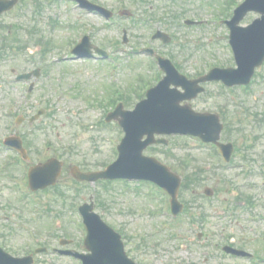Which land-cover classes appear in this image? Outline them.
Wrapping results in <instances>:
<instances>
[{"label": "rangeland", "instance_id": "374dc122", "mask_svg": "<svg viewBox=\"0 0 264 264\" xmlns=\"http://www.w3.org/2000/svg\"><path fill=\"white\" fill-rule=\"evenodd\" d=\"M36 1L44 4L41 16L34 13ZM45 1L22 0L17 8L0 17V23H3L1 25L4 26V28H0V42L2 43L3 38L6 37L7 41H12L15 45L20 43L23 48L22 52L26 53V59L23 57H13L12 59L0 57V72H6L7 75V72L11 73L13 70L21 73L47 67L46 63L50 57L66 52V46L75 41V36L83 24L92 26V33H89H91L93 42L100 47L104 46L103 48L115 57L114 64H121V67L117 68L116 75L109 79L108 69L104 66L94 63L83 64L80 61L65 59L66 64L63 65L60 62L48 68L51 72L50 78L39 81V97L54 93L51 90L52 87L58 90L63 88L65 91L62 110L50 108L38 123L39 128L49 125L53 131L52 136L64 149L59 157L65 163V172L58 188L65 193V196L62 198L56 196V191L44 194L47 204L45 208L52 212L46 218H41L33 214V206L22 199L5 175L0 173L1 243L7 248L10 245L12 249L22 254L23 247H35L38 243H42L39 240V234L42 233L49 239L46 245L58 246V243L52 242L53 238L48 234V231L52 229V236L56 230L57 236L72 239L75 244H78L79 235L74 226V223L78 221V216L74 204L80 206L84 202L90 203L92 198L96 212L106 221L113 225L125 222L128 238L133 239L135 243H145L146 250L142 249L141 252L137 249L138 247L129 248L130 256L137 261L147 263L150 260H157V264H175V262L176 264H250L244 260L225 256L220 247L233 238V243H239L240 246L247 247L252 252H262L260 242L264 241V220L261 219L264 217V66L258 73L256 72L250 92L246 93L239 89L229 92L223 90L220 84H209L207 85L208 92L192 102L193 108L200 112H213L221 117H224L223 113H226L224 120L227 121L229 129L225 128L223 136H229L234 143L236 142V146H239L241 152L246 151L244 146H249L250 150L247 155L250 157L248 161L252 165L250 173L244 174L241 169L227 171L220 168L218 160L212 156L211 151L213 150L203 148L199 142L190 138L167 137L170 147L174 148L172 155L165 149H161L163 147H157L154 150H151L153 147H150L145 152L146 155L155 156L171 166L185 180L197 174L196 180L190 184L191 191H184L182 194V201H188L191 203V207L188 214L179 219L181 224L177 234L195 237L199 233L205 232L203 244L188 245L176 240L170 232L174 228L173 226L162 229V223H165L166 219L159 214L160 204L152 201L149 197L132 192L140 191L142 184L116 182L108 185L110 188L120 187L119 190L116 189L113 192V197L110 198L105 193V187H100L106 184L101 183L98 186L97 183V185L82 188V192H79L76 186L73 188L71 176L73 166H78L82 170H94L107 165L113 158L112 139L119 137L117 128L112 123L104 121L98 126L95 125L101 118V114L107 113L109 110L108 108H99L97 104L92 109H88V103L91 101L87 98V94L110 97L113 86L121 92H128L131 85H133V89L142 87L141 78L148 79L150 77L147 70L149 61L145 56L133 51L150 42L153 31L161 29V31L173 35L174 39L171 45H163L161 41H154L153 48L167 51V53L171 51L177 62L184 59L185 55L189 56V59H186V64L181 65V68L188 72L190 77H197L200 70H207L210 65L222 68L234 67L231 58L232 52L226 39L228 29L223 26L218 30L213 22L217 17L216 14H226L228 6L225 0H223L222 8L226 7V11L221 8V11L215 15L208 6L203 7L204 3L197 0H140L142 5L133 3V0H92L113 11H119L120 14L121 12H130L133 17L147 18L150 13L143 15L142 10L145 7L151 10L153 13L151 22L157 25L153 30L144 27L143 21L136 24L129 21L126 16L117 17L123 25L122 29L127 30L128 43L126 45L122 43L124 34L117 26L110 27L97 16H84L80 10H74L72 4H62L60 6L61 13L58 14L55 9L56 5H53L52 8L47 7ZM166 12L168 16L161 18L162 14ZM258 17V14H248L241 25L246 26ZM200 18L207 22L191 29L181 25L186 19ZM226 18L228 19L223 15L216 22L224 23ZM48 20L54 22V27H51V24H46ZM217 32L221 38L217 37L214 40L215 43L208 45V37H212L213 34L216 37ZM13 38H15V42ZM42 43L43 46L45 43L54 44L51 54L47 55L48 52L45 54V47L42 46ZM180 45L184 46L182 50ZM1 48L3 47L1 46ZM112 49H117L118 53L116 54ZM8 50L9 48H6L2 52L8 54ZM16 56L21 55L17 53ZM79 83H81V87L77 92L76 86ZM43 87L47 90L45 93L41 91ZM222 93L226 94L225 99ZM21 95L22 90L18 87L12 91L9 97L17 103L21 99ZM137 101L138 99L135 97L131 104L132 107H126V109H133ZM6 103L0 101L2 107ZM36 112L37 109L34 108L27 112L23 110L21 115L27 118L23 130L27 132V137L33 142V155H39V159L45 160L47 155L40 152V145L46 136L39 131V128H34L30 132L28 127L29 117L35 115ZM86 125L87 127H83ZM1 127L0 136L6 131ZM226 129L228 130L226 131ZM57 135H59V139H57ZM76 136L80 138L79 141H76ZM34 145L36 148H33ZM240 151L238 153L242 155ZM48 153L50 156L54 154L53 151ZM240 155L235 156L237 165L243 162ZM35 157L38 158V156ZM9 158L10 156L2 157L0 155V163H4ZM39 159L38 161H40ZM185 162L188 166L185 165ZM186 167L190 169L186 171ZM20 173L19 171L18 174ZM205 187H210L215 191L212 201L203 195ZM148 189L152 195L158 196L159 191L156 188L151 186ZM101 196H103L102 199H100ZM243 196L253 198L255 205L250 210L251 214L259 213L260 215L259 219L255 218L256 221L248 219L251 214L243 212L244 209L240 205L242 201H237L239 197ZM2 209L7 210L10 216L23 218L22 226L15 227L5 223L2 219V215H4ZM43 210L45 212V209ZM204 210L206 215L210 216L207 222L202 223L200 218L198 223L193 222L192 218L202 217ZM230 210H233L234 214H231ZM221 211L226 215H232L237 222L246 226L247 232L244 234L248 236V240H241L243 234L239 231L240 227H230V217L224 221L217 218L216 215ZM212 214L215 218L212 217ZM196 220L198 221V219ZM24 224L28 225V230L33 233L32 237H28L25 233ZM239 225L241 226V224ZM4 235L8 237V240L3 239ZM217 244L218 246H216ZM13 246L17 248H13ZM65 261V264H69L67 260ZM36 264H59V261L52 256L40 255L37 257Z\"/></svg>", "mask_w": 264, "mask_h": 264}, {"label": "water", "instance_id": "95a60500", "mask_svg": "<svg viewBox=\"0 0 264 264\" xmlns=\"http://www.w3.org/2000/svg\"><path fill=\"white\" fill-rule=\"evenodd\" d=\"M249 11H258L262 13L263 19L258 20L249 29L238 31L235 27L236 23H238L243 18V16L247 14V12ZM233 26H234L233 43L237 54L240 56L241 69L238 72L229 71L225 73L224 78L226 79L223 80H225L230 84L234 79L233 73L235 75H241L242 72H246V74L249 75L248 77L249 80L250 76L252 75L251 71L253 70V68L258 64H260L264 59V0H248L247 3L241 8L240 15L238 13V17L236 18V22ZM245 58H250L255 61L252 62L250 66H247L244 62ZM246 80L247 79H243V78L240 79L241 82L242 81L248 82V80L247 81ZM240 81H237V83H239ZM199 82L201 81L188 82L190 85L189 92H191V95L190 97L184 96L185 98L187 99L194 98L199 92H201V89L198 88ZM166 95L173 100L176 99L173 96H170L168 94ZM118 114L119 113H117V115ZM122 117L124 116L122 115ZM175 117L176 114L171 113V110H168V107L164 102L158 101L153 106L152 109L145 111L144 108L140 111L137 110L133 114L132 121H134V125L131 124V122L128 123V127L130 126L129 128L130 135L136 137V136H142L143 134H147L152 139L155 133L171 132L167 130V125H164L162 127V122L163 121L167 122L168 120L173 122ZM214 120L218 124V119L214 118ZM153 122H155V124L153 126H149ZM156 126L160 127L161 129L160 128L156 129ZM219 128L221 129V127ZM202 131L206 132L205 130ZM146 144H143V148L146 146ZM167 171H168L167 169L163 170L161 177H162V181H164L165 183L163 182L162 183L166 187L170 186V188L168 187L169 190H172L171 188L175 187V190H172L173 192H175L178 188L179 181L176 177H174V175L170 174L169 171L168 173ZM170 180L172 181V184L169 183Z\"/></svg>", "mask_w": 264, "mask_h": 264}]
</instances>
